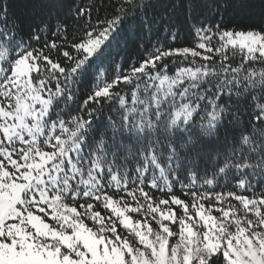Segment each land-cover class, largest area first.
Returning a JSON list of instances; mask_svg holds the SVG:
<instances>
[{
	"label": "snow or ice",
	"instance_id": "obj_1",
	"mask_svg": "<svg viewBox=\"0 0 264 264\" xmlns=\"http://www.w3.org/2000/svg\"><path fill=\"white\" fill-rule=\"evenodd\" d=\"M0 264H264V0H0Z\"/></svg>",
	"mask_w": 264,
	"mask_h": 264
},
{
	"label": "trees",
	"instance_id": "obj_2",
	"mask_svg": "<svg viewBox=\"0 0 264 264\" xmlns=\"http://www.w3.org/2000/svg\"><path fill=\"white\" fill-rule=\"evenodd\" d=\"M253 2L258 3V0H253ZM238 19L244 20L245 22L254 21L256 19V13L250 14L249 16L239 17ZM153 39H154V37H153ZM221 135L222 136L224 135L223 131H222Z\"/></svg>",
	"mask_w": 264,
	"mask_h": 264
}]
</instances>
